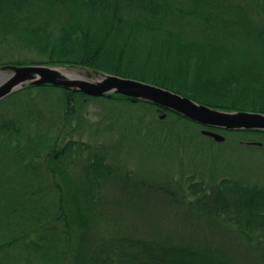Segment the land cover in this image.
Wrapping results in <instances>:
<instances>
[{
  "label": "trees",
  "instance_id": "1",
  "mask_svg": "<svg viewBox=\"0 0 264 264\" xmlns=\"http://www.w3.org/2000/svg\"><path fill=\"white\" fill-rule=\"evenodd\" d=\"M258 1L259 20L251 6L223 0H0V68L85 67L218 110L264 114V0ZM15 42L35 58H9L6 45ZM35 91L51 95L53 112L29 101L12 116L0 109V264H264L243 263L229 249L99 236L94 223L100 192L110 179L124 178L125 170L107 161L106 150L86 142L81 128L88 118L84 105L97 101L109 110L136 106L150 116L147 126L155 137H163L155 121L238 133L237 144L263 143L264 131L205 127L145 100L93 97L51 84H27L6 98ZM42 173L51 184L39 183ZM184 187L192 198L173 202L226 219L243 241L260 244L264 185L239 176L208 186L187 178Z\"/></svg>",
  "mask_w": 264,
  "mask_h": 264
},
{
  "label": "rangeland",
  "instance_id": "2",
  "mask_svg": "<svg viewBox=\"0 0 264 264\" xmlns=\"http://www.w3.org/2000/svg\"><path fill=\"white\" fill-rule=\"evenodd\" d=\"M223 1L251 6L253 17L259 20L258 0ZM16 44L6 45L9 58H35L34 53L18 50ZM52 100L46 91L28 92L6 98L0 109L12 116L29 101L46 114L53 112ZM84 107L88 118L81 128L82 137L106 150L107 161L119 166V172L125 170L124 178L110 179L100 192L94 223L99 236L163 239L208 251L229 249L228 255L235 254L243 263L264 260V238L260 244H249L226 219L200 216L171 200L179 202L183 195H189L187 200L192 198L184 189L187 178L208 186L223 177L242 176L249 182L264 185V142L256 139L237 144L234 140L242 137L238 133L221 134L225 138L217 142L203 135L200 127L185 123L169 126L161 121L165 116L159 117L164 113L156 114L162 123H154L163 137L158 134L155 137L147 126L150 116L142 110L136 111L134 105L114 106L109 110L102 102L87 101ZM40 176L42 186L51 184L48 175Z\"/></svg>",
  "mask_w": 264,
  "mask_h": 264
},
{
  "label": "water",
  "instance_id": "3",
  "mask_svg": "<svg viewBox=\"0 0 264 264\" xmlns=\"http://www.w3.org/2000/svg\"><path fill=\"white\" fill-rule=\"evenodd\" d=\"M10 69L0 68V100L27 84H51L79 90L93 97L119 94L130 98L132 102L138 99L145 100L180 113L185 118L206 127L264 131L263 113L218 110L163 87L132 78L69 65H20L11 66ZM164 116L165 114L159 115L160 118ZM201 133L212 137L217 142L224 140L223 135L213 130L202 129Z\"/></svg>",
  "mask_w": 264,
  "mask_h": 264
}]
</instances>
